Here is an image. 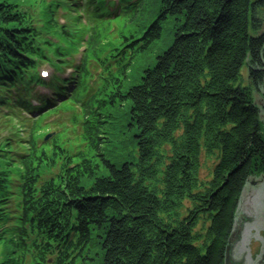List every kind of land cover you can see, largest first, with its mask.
I'll return each instance as SVG.
<instances>
[{"label": "trees", "instance_id": "obj_1", "mask_svg": "<svg viewBox=\"0 0 264 264\" xmlns=\"http://www.w3.org/2000/svg\"><path fill=\"white\" fill-rule=\"evenodd\" d=\"M260 7L0 0V264H88L92 230L98 264H224L242 190L264 173L259 108L237 81L246 62L250 85L264 82V30L248 31ZM168 18L171 42L124 87ZM65 103L79 110L73 145L61 131L45 137L44 119ZM117 106L137 151L119 164L102 152ZM202 154L214 159L207 178Z\"/></svg>", "mask_w": 264, "mask_h": 264}, {"label": "rangeland", "instance_id": "obj_2", "mask_svg": "<svg viewBox=\"0 0 264 264\" xmlns=\"http://www.w3.org/2000/svg\"><path fill=\"white\" fill-rule=\"evenodd\" d=\"M258 16L261 18L259 25H249L248 31L250 34H259L260 31L264 30V7L258 8ZM63 19V17H61ZM136 24L146 23L148 21L147 16L138 17ZM61 19V20H62ZM136 24L132 25L131 22H127L124 26L127 29L132 30L136 28ZM118 23L111 21L107 30H112ZM172 38L171 19L168 18L161 22V35L156 41L146 49L144 53L137 54L130 62L127 70V77L123 80V86L129 87L130 84L137 83L140 79L141 69L146 66H150L155 58L156 54L161 53V50L165 48ZM83 49V46L80 47ZM76 58H80V54L76 53ZM38 69H45L44 74L39 71V74L46 75L50 73L51 68L46 64H41ZM238 82L242 85H248L251 92L253 102H255L259 108L261 122L264 129V82L258 85V88L254 83H251L248 79V69L246 62H244L239 68ZM71 71V67H65L61 74H66ZM40 74V75H41ZM264 80V78H263ZM38 88V87H37ZM36 88V89H37ZM39 89V88H38ZM41 89V88H40ZM74 106V105H73ZM73 106L69 103H65L64 106L54 110L48 117L44 119V122L48 124L45 127L50 133L49 136L55 135V132L61 131L62 136L68 137V145H73L79 139V130L76 128L77 124L74 121V114L79 112L78 108L73 110ZM75 108V107H74ZM122 106H117V110L111 109L112 115L107 117V121L103 123V131L106 137V141L103 144L102 152L105 157L119 164L122 160L129 159L133 160L136 155V144L134 140V129H130L125 126V119L122 116ZM124 124V125H123ZM77 131H74L76 130ZM45 135V136H46ZM71 147V146H70ZM202 151H204L202 149ZM200 176L207 178L211 172V166L214 162L212 158H206L204 154L200 155ZM107 166L102 165L96 174L101 175L107 171ZM261 174L250 176L247 183L242 190V195L239 199V205L237 208L235 228L239 226L238 221L242 219V228L239 231V236L236 235L235 240L230 244L229 250L230 260L237 262L238 260L244 261V264H263L264 262V181ZM89 179L83 180V184L89 183ZM254 182V183H253ZM238 220V221H237ZM99 237L95 236V232L92 230L91 243H90V257H94V260L85 259L88 264H98L100 257V245L96 241ZM243 264V263H242Z\"/></svg>", "mask_w": 264, "mask_h": 264}, {"label": "water", "instance_id": "obj_3", "mask_svg": "<svg viewBox=\"0 0 264 264\" xmlns=\"http://www.w3.org/2000/svg\"><path fill=\"white\" fill-rule=\"evenodd\" d=\"M49 135H50V133H48L45 137H48ZM237 229H238V227L232 231V233L230 234L231 236L228 239V243L226 245L227 247H226V251H225V262H224V264H227L228 260L230 259V257H229V250L231 248L230 244L236 238L235 233L237 232ZM263 264H264V262H263Z\"/></svg>", "mask_w": 264, "mask_h": 264}, {"label": "flooded vegetation", "instance_id": "obj_4", "mask_svg": "<svg viewBox=\"0 0 264 264\" xmlns=\"http://www.w3.org/2000/svg\"><path fill=\"white\" fill-rule=\"evenodd\" d=\"M258 88V87H257ZM264 97V96H263ZM262 175V177H264V173H262L261 174ZM263 179V181H264V178H262ZM254 183V182H253ZM238 224H239V226H237L238 227V229H237V232L235 233V235H237V236H239L238 234H239V231H240V229L242 228V219L240 220V221H238ZM236 227V228H237ZM235 228V229H236ZM234 230V229H233ZM244 264V261L242 262V260H238L237 262H233L232 260H228V262H227V264Z\"/></svg>", "mask_w": 264, "mask_h": 264}]
</instances>
